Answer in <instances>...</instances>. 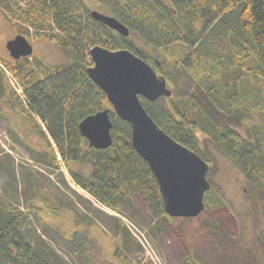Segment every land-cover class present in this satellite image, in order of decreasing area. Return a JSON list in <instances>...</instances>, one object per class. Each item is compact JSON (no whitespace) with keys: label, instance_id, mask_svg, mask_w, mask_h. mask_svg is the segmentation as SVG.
Returning a JSON list of instances; mask_svg holds the SVG:
<instances>
[{"label":"trees","instance_id":"16d2710c","mask_svg":"<svg viewBox=\"0 0 264 264\" xmlns=\"http://www.w3.org/2000/svg\"><path fill=\"white\" fill-rule=\"evenodd\" d=\"M90 1L127 26L129 37L95 20L84 0L1 1L3 11H16L23 21L25 27H20L18 34L28 35L33 28L36 36L56 43L71 58L70 63L53 68L36 59L39 71L30 70L29 57L16 60L13 68L7 65L15 74H24L28 107L45 124L53 142L32 119L51 150L49 164L58 166L55 147L73 182L98 203L116 211L118 202L134 195L143 200L153 218H167L158 183L131 144L130 125L116 116L106 94L87 73L92 65L89 51L94 46L127 49L147 61L144 51L134 42L138 39L156 52L184 47V60L176 56L172 67L195 68L204 76L209 72L205 81L199 79L196 84L203 94V103L188 88L182 92L172 90L167 104L159 99L156 102L142 99L158 126L205 161L199 134L207 127L217 148L264 190V126L251 125V141L252 137L245 138L228 123L235 114L241 113V120L254 112L264 114V0ZM233 13L236 27L218 33L228 46L229 58L228 52L226 55L223 51L205 68L207 58L199 48L208 44L217 26ZM49 29L52 32L37 34ZM228 74L235 75L234 84L226 80ZM172 75L173 72L164 77L171 81ZM14 109L25 115L20 108ZM105 109L110 110L113 123V144L108 149L96 150L80 135L78 125L87 116ZM71 163H87L92 168L84 174L73 169ZM205 205L226 207L211 189L205 194ZM74 214L79 218L76 211ZM27 220L28 211H8L0 204V264H55V254L37 231L30 230ZM117 225L119 243L123 250H128L133 238L121 220L117 219ZM180 258L184 264H199L189 249Z\"/></svg>","mask_w":264,"mask_h":264},{"label":"rangeland","instance_id":"374dc122","mask_svg":"<svg viewBox=\"0 0 264 264\" xmlns=\"http://www.w3.org/2000/svg\"><path fill=\"white\" fill-rule=\"evenodd\" d=\"M1 1L0 204L8 211H28V227L44 238L56 256L55 264H184L180 257L188 249L199 264H264V190L253 184L217 148L207 127L199 134L202 152L210 166L207 180L226 207L211 205L196 218L166 215L165 219H155L143 200L134 195L118 202L116 211L111 210L73 182L54 146L58 166L49 164L51 150L38 127H34L33 120L53 142L45 124L28 107L24 74H15L7 66L15 67L16 60L10 56L6 44L25 25L16 11H3ZM84 1L92 11L109 14L98 4ZM236 24L235 13L225 17L208 44L199 48L207 58L205 68L223 51L226 55L228 52L229 58L228 46L218 33L234 29ZM35 32L31 28L25 35L33 46V54L28 60L30 70L39 71L36 59L51 68L71 62L68 51L44 36H36ZM39 32L37 34L52 31ZM134 42L144 51L147 62L158 74L164 76L173 72V79L166 80L171 90L182 92L188 88L198 100L204 101L196 84L199 79L205 81L209 72L204 76L195 68L172 67L176 56L184 60V47L174 46L156 52L138 39ZM226 80L234 84L235 75L228 74ZM167 99L162 97L158 101L167 104ZM14 106L23 110L25 115L15 111ZM242 116L241 113L235 114L228 123L245 138L252 137L249 133L251 125L264 126L262 113L254 112L241 120ZM70 165L84 174L92 168L87 163ZM117 219L133 238L128 250H123L119 243Z\"/></svg>","mask_w":264,"mask_h":264},{"label":"water","instance_id":"95a60500","mask_svg":"<svg viewBox=\"0 0 264 264\" xmlns=\"http://www.w3.org/2000/svg\"><path fill=\"white\" fill-rule=\"evenodd\" d=\"M91 16L119 35L129 37L128 27L116 17L95 10ZM6 48L14 60L33 54V46L22 34L9 40ZM89 54L92 65L87 69L88 76L106 94L116 116L130 125L131 144L158 183L166 215H201L206 210L205 194L211 189L208 162L161 129L142 103V99L156 102L172 96L166 78L127 49L94 46ZM112 127L109 109L87 116L78 125L80 135L96 150L112 146Z\"/></svg>","mask_w":264,"mask_h":264}]
</instances>
